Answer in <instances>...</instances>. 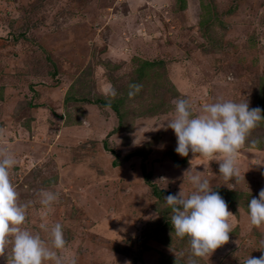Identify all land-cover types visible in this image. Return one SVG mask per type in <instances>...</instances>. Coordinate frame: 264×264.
<instances>
[{"label":"rangeland","instance_id":"1","mask_svg":"<svg viewBox=\"0 0 264 264\" xmlns=\"http://www.w3.org/2000/svg\"><path fill=\"white\" fill-rule=\"evenodd\" d=\"M263 79L264 0H0V147L16 158L19 202H32L21 227L47 241L41 225L60 223L65 264H188L163 198L190 195L185 172L199 171L233 216L229 241L195 264L259 258L264 224L250 225L247 204L264 188V120L231 180L220 154H177L167 120L174 98L194 116L218 100L264 116ZM130 83L143 86L131 99ZM42 189L58 194L50 211ZM9 257L10 245L0 264Z\"/></svg>","mask_w":264,"mask_h":264},{"label":"clouds","instance_id":"2","mask_svg":"<svg viewBox=\"0 0 264 264\" xmlns=\"http://www.w3.org/2000/svg\"><path fill=\"white\" fill-rule=\"evenodd\" d=\"M138 83L128 85V97H135L142 89ZM105 94L111 98L117 96L116 88L109 84ZM174 116L167 120V128L174 131L177 138L175 152L187 157L189 152L204 157L222 155L219 162V174L231 180L237 174L235 166L238 150L245 144L251 130L258 126L264 116L259 107L250 108L249 103L218 100L203 105L201 114L193 115L191 105L185 98H174ZM110 107V102L107 105ZM16 163V158L7 147H0V255H5L10 245L8 264H65L57 250L64 249L62 225L56 223L48 232L49 239H42L39 233L33 234L21 227L26 221L27 208L32 203L19 202V193L12 184L9 169ZM187 179L193 187L185 197L180 192L168 194L163 198L171 208L170 224L172 232L179 239L188 238L190 253L188 264H195V257H204L229 241L232 227L228 218L233 216L227 202L218 192L212 191L209 181L201 178V173L188 170ZM185 175V174H184ZM39 203L49 211L58 194L41 190ZM250 225L260 227L264 224V188L258 198H252L248 204ZM47 214V213H46ZM264 253V250H261ZM183 255V253H181ZM68 264H77L73 257ZM243 264H264V254L259 258L248 256Z\"/></svg>","mask_w":264,"mask_h":264},{"label":"trees","instance_id":"3","mask_svg":"<svg viewBox=\"0 0 264 264\" xmlns=\"http://www.w3.org/2000/svg\"><path fill=\"white\" fill-rule=\"evenodd\" d=\"M145 65H149L150 66V62H144L143 63V68L145 67ZM263 81H264V79H263ZM102 103H104V105H108V103H105V102H102ZM110 107H112L113 109H115V106L114 105H111L110 104Z\"/></svg>","mask_w":264,"mask_h":264}]
</instances>
